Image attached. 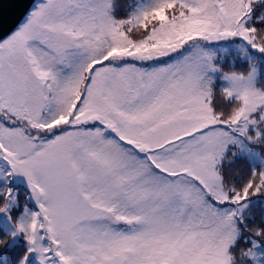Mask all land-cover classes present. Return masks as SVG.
Returning a JSON list of instances; mask_svg holds the SVG:
<instances>
[{
    "label": "snow or ice",
    "instance_id": "obj_1",
    "mask_svg": "<svg viewBox=\"0 0 264 264\" xmlns=\"http://www.w3.org/2000/svg\"><path fill=\"white\" fill-rule=\"evenodd\" d=\"M117 7L44 0L22 24L0 11V213L17 175L38 208L10 233L26 241L15 264H237L241 238L264 264V229L242 237L264 169L239 186L222 171L264 142V89L254 67L225 73L218 99L200 47L264 54V0H150L126 19Z\"/></svg>",
    "mask_w": 264,
    "mask_h": 264
},
{
    "label": "trees",
    "instance_id": "obj_2",
    "mask_svg": "<svg viewBox=\"0 0 264 264\" xmlns=\"http://www.w3.org/2000/svg\"><path fill=\"white\" fill-rule=\"evenodd\" d=\"M116 2L118 7L114 11L115 18L126 19L130 13L147 6L150 0H116ZM214 46L216 54L213 64L218 70L209 72L207 75L211 78L210 87L217 94L218 99L221 97L222 89L228 86L227 81L222 79L225 73H247L254 67L256 69V86L264 89V54L248 47H241L238 41L232 39L218 41ZM228 104L229 102L226 101L225 105ZM234 151H236V155L232 157L231 161L224 163L222 171L233 186H239L250 170L264 169V142L244 141L243 146ZM0 186H3V181H0ZM7 187L13 190L15 200L9 205L7 213H0V240L6 242V246L0 245V264H15L16 258L25 250L26 241L22 235L11 237L10 233L15 230V223L23 218L26 209L36 212L38 208L32 202L29 196L30 192L24 187L14 184L11 180L8 181ZM2 202L0 201V203ZM226 207L234 206L226 205ZM242 215L246 226L242 237H251L250 229H264V194L250 197L248 208L243 211ZM9 217L12 219L10 220ZM245 247L247 245L244 239H239L235 250L237 264H249V261L241 255Z\"/></svg>",
    "mask_w": 264,
    "mask_h": 264
},
{
    "label": "water",
    "instance_id": "obj_3",
    "mask_svg": "<svg viewBox=\"0 0 264 264\" xmlns=\"http://www.w3.org/2000/svg\"><path fill=\"white\" fill-rule=\"evenodd\" d=\"M35 1L36 0H25L23 4V8L25 9V11L21 15L17 11L21 7V5L16 3L15 0H0V11L4 13L6 19L9 18L10 15L15 14L14 19L18 22V24H20Z\"/></svg>",
    "mask_w": 264,
    "mask_h": 264
},
{
    "label": "rangeland",
    "instance_id": "obj_4",
    "mask_svg": "<svg viewBox=\"0 0 264 264\" xmlns=\"http://www.w3.org/2000/svg\"><path fill=\"white\" fill-rule=\"evenodd\" d=\"M38 2V3H37ZM36 6L34 7V8H32L31 10H30V12L31 11H33V10H35V8L36 7H38L40 4H42V3H44V0H36ZM35 4H33V6H34ZM32 6V7H33ZM27 16H28V14H27ZM27 16L25 17V19H24V21L22 22V23H24V22H26V18H27ZM21 23V24H22ZM218 41H215V42H202L201 44H200V47H201V49L202 50H204V51H206V52H208V53H210L212 56H213V62H214V55L216 54V48H215V46H214V44H216ZM14 184H18V185H21L22 187H24L26 190H28L29 192H30V190L28 189V186H27V183H26V181H25V179L22 177V176H13V177H11V179H10ZM8 184V183H7ZM30 194V193H29ZM30 197H31V194L29 195ZM32 200V199H31ZM32 202L35 204V202L32 200ZM36 205V204H35ZM37 207V206H36Z\"/></svg>",
    "mask_w": 264,
    "mask_h": 264
}]
</instances>
